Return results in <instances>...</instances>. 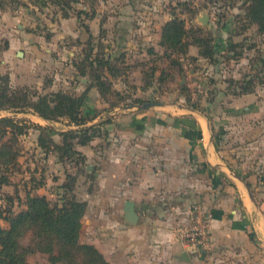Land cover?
<instances>
[{
	"label": "crops",
	"instance_id": "obj_1",
	"mask_svg": "<svg viewBox=\"0 0 264 264\" xmlns=\"http://www.w3.org/2000/svg\"><path fill=\"white\" fill-rule=\"evenodd\" d=\"M105 1L109 10L92 14L89 30L93 37L100 32L105 34L108 56L118 57L132 50L144 56V47L157 46L161 26L170 17L164 15L157 23L158 15L142 8L146 6L144 0ZM115 6L118 11H114ZM99 17H103L102 22ZM78 33H82L83 42L84 32L78 29ZM29 37L27 34L9 42L0 53L1 66L6 67L9 58L14 57L12 69H27L9 76L13 87L33 82L28 67L34 63V54L41 53L28 46ZM75 76L80 88L88 82L87 77L77 73ZM108 78L113 90L123 93L131 87L136 97L142 92L141 72L124 80ZM154 107L126 105L113 107L110 113L104 111L111 117L102 126L106 136L101 140L94 136L89 146L77 148L85 157L86 171L98 185L96 198L88 202L89 210L82 220V238L111 264H233V257L242 261L249 254L251 258L254 243L264 246V206L254 198L252 190L256 183L248 179L251 174L246 171L248 162L261 160L257 159L260 148L264 155V140H258V124L224 122L227 125L221 128L192 109L182 107L176 112L174 106L172 110ZM104 108L97 88L91 87L83 109L91 114ZM249 109L232 108L226 112L252 115L258 110ZM35 118L40 126L47 124ZM99 118L97 115L92 123L104 120ZM242 128H248L249 134L242 135L239 142L231 145L224 141L232 129H238L239 135ZM126 201L134 203L138 215L134 226L124 220ZM194 204L205 212L208 224L207 243L198 254L185 250L180 235L191 224ZM213 246L217 251L209 254ZM234 247L236 254H232Z\"/></svg>",
	"mask_w": 264,
	"mask_h": 264
},
{
	"label": "rangeland",
	"instance_id": "obj_2",
	"mask_svg": "<svg viewBox=\"0 0 264 264\" xmlns=\"http://www.w3.org/2000/svg\"><path fill=\"white\" fill-rule=\"evenodd\" d=\"M67 1L63 0V2ZM143 2L146 6L142 8L154 11L158 15L157 23L164 15L169 18L171 13L176 14L184 21L188 33L201 36L209 42L214 55L212 58L201 56L199 54L201 49L192 43L191 37L185 39L182 51L164 50L157 45L144 47V56H140L134 52L135 50L122 52L125 58L124 64L129 62L130 65L126 66L125 70L120 60L113 63L118 76L124 80L146 70L150 75L153 73L152 77L147 78L150 88L139 92L137 97L131 93V87L128 92H120L119 96L110 95L108 101L103 102L105 108L100 112L97 110L95 113L87 114L85 109L88 110V108L83 109L82 116L90 120L85 127H90L91 136H99L100 140L106 136L107 131L102 126L111 119L108 117L109 111L113 110L110 104L123 107L131 104L133 99L140 98L143 101L163 103V107H154L158 110H172L171 106H174L176 112L177 108L182 107L198 111L208 121L215 123L216 127L224 128L227 125L224 122L228 124L239 121L254 122L259 126L258 140L261 143L264 140V31L259 30L257 24L250 22L246 16L245 0H144ZM106 5L105 0L102 2L77 0V2H69L68 7L62 10V6L54 5L48 0H0V53L5 43L9 44L30 34L28 46L32 49L35 47L41 54L35 53L34 63L28 67L33 82L26 87L40 95L57 91H65L73 95L86 91L88 95L91 89V87L86 89L90 84L89 78L87 77L88 82L80 88L76 83V76L74 77L77 72L75 67L84 58L83 51L89 46L87 42H93L96 49L97 45L102 46L106 52L108 45L104 43L105 34L100 32L92 36L93 40L89 39L91 37L90 17L97 10L106 13L109 10L106 9ZM83 8H86V11L82 10ZM115 9L118 11L117 6L114 11ZM81 10L82 14L77 18ZM64 14H68V17L65 18ZM203 17L207 18L206 24H202ZM99 19L102 22L103 17ZM76 27L84 32L83 42H80L82 33H78ZM87 27L89 34L86 31ZM24 47L26 48L27 45ZM149 48H152L155 54H147ZM46 50L49 51L46 52ZM68 52H72V55ZM9 59L11 60L6 67L0 65V74L6 73L14 77L19 71L27 70L25 66H16L13 67L15 70L12 69L13 62L16 60L14 57ZM86 66L88 64L82 68ZM11 84L12 88H15L13 83ZM240 87L246 88L249 92L243 93L244 90ZM244 107L258 110L252 115H245L241 111L237 114L226 112L228 109ZM3 115L14 116L10 112H4L2 115L0 113V116ZM97 115L100 117L99 120L101 118L104 120L92 123ZM15 117L26 120L25 126L29 129L24 128V133L16 136V139H12L10 135L0 139V146L5 142L12 147V155L5 154L3 159L8 160L7 156L15 157L9 164L0 163V211L6 214L7 210H11L16 214L25 209L27 194L43 195L51 203L59 206L73 196L78 201L86 202L87 205L81 219L82 229V220L89 210L88 202L96 198L98 188L96 179L85 169L86 161L75 163L76 156H73L72 152L63 153L57 149L46 152L51 149L46 144L48 135L37 127L40 125L38 119L31 114H16ZM65 120L61 118L47 122L46 125L41 124V126H50L55 132L52 136L55 144L61 143L60 134L76 129L69 128ZM238 132V129H232L230 134L225 135L224 141L232 145L239 142L242 135L249 134L248 128L240 129L239 135ZM76 135L83 136L81 133ZM38 139L45 144L39 146ZM243 140H245L244 137ZM66 141L72 144L75 151L78 147L90 144L79 145L78 140L74 138H67ZM242 143L245 144L244 141ZM257 157L261 160H256L254 163L248 162L246 171L251 174L248 179L253 184L256 183V187L252 190L254 198L261 206H264L262 148ZM4 178L7 180L5 184L2 180ZM86 224L88 231L89 224L87 222ZM0 227L8 228L9 225L0 220ZM81 229L79 243L90 244L86 242V238H82ZM20 243L27 251V264H52L47 254L36 249L30 232L20 240ZM253 246L251 258L249 254L248 259H242V261L233 257L232 263L264 264V246L261 242L254 243ZM202 249L205 248H200L194 254H198ZM236 249L237 247L232 249V254H236ZM216 251L215 246L208 250L209 254Z\"/></svg>",
	"mask_w": 264,
	"mask_h": 264
},
{
	"label": "trees",
	"instance_id": "obj_3",
	"mask_svg": "<svg viewBox=\"0 0 264 264\" xmlns=\"http://www.w3.org/2000/svg\"><path fill=\"white\" fill-rule=\"evenodd\" d=\"M50 3L68 7L69 2H77V0H48ZM246 16L250 22L257 24L258 29L264 31V0H245ZM66 4V5H64ZM82 14V10L77 18ZM65 18L68 14L63 15ZM86 31L89 34L88 27ZM188 33L183 20L178 18L176 14L171 13L170 18L161 26L160 37L157 45L164 50L182 51L183 43L187 37L193 39V44H196L201 51V56L212 58L213 48L209 46V42L201 36ZM89 39H92L89 37ZM89 46L83 51V57L80 64L76 65L77 76L89 78L87 88L96 87L100 98L103 102L108 101L110 95L119 96L120 92L112 89V83L109 81V76L112 78L119 77L116 68L112 65L120 60L125 70V58L122 53L119 57H110L104 52L103 47L94 45L93 42L86 43ZM8 48V43L4 44L1 51ZM149 55L155 54L152 48L146 52ZM88 66L82 68V66ZM88 67V68H87ZM148 76L152 77L153 73L141 71L142 86L141 91L150 88ZM50 84V83H48ZM50 87V85H48ZM241 88V87H240ZM242 89V88H241ZM243 93H248L246 88ZM86 91L79 95H73L65 91L49 92L40 95L36 91H31L26 86L12 88L8 74L0 76V112H10L14 116H3L0 118V139H4L6 135H10L12 139L23 134V129L27 128L26 120L15 117L16 114H33L40 119L50 122L57 121L61 118L66 119V123L71 127H75L60 134L62 137L60 144H55L52 136L55 134L49 126L37 127L48 135L46 144L51 148L46 152L55 149L64 152H72L76 156L75 163H83L85 157L78 151L73 150L72 144L67 143V138L77 139V144L86 145L91 143L92 136L89 132L90 127L86 126L89 118L82 116L83 105L86 98ZM147 103H156L143 101L140 98L133 99L131 106H141ZM116 104H110V107H115ZM192 108V107H190ZM24 125V126H23ZM29 129V128H27ZM81 133L83 136L78 137L76 134ZM45 143L38 139V145ZM8 149L9 151H5ZM53 149V150H52ZM72 149V150H71ZM12 155V147L6 145L5 142L0 146V163L9 164L14 161L15 157L4 155ZM246 181V178H242ZM3 183L7 180L2 179ZM248 187L251 184L247 182ZM86 202L78 201L73 196L67 198L63 204L56 205L51 203L43 195L27 194L25 200V209L18 213H13L7 210L6 214L0 211V220L8 223V228L0 227V264H27L26 249L21 246L20 240L29 232L33 235L35 247L38 251L48 255L49 261L52 264H111L109 263L98 249L90 244H80L79 235L81 229V219L86 210ZM263 209V208H262ZM264 214V212H263ZM250 238L253 237L250 235Z\"/></svg>",
	"mask_w": 264,
	"mask_h": 264
},
{
	"label": "built area",
	"instance_id": "obj_4",
	"mask_svg": "<svg viewBox=\"0 0 264 264\" xmlns=\"http://www.w3.org/2000/svg\"><path fill=\"white\" fill-rule=\"evenodd\" d=\"M191 222L188 227L183 228L180 235L185 250L196 253L206 246L208 230L207 215L197 205L193 208Z\"/></svg>",
	"mask_w": 264,
	"mask_h": 264
},
{
	"label": "water",
	"instance_id": "obj_5",
	"mask_svg": "<svg viewBox=\"0 0 264 264\" xmlns=\"http://www.w3.org/2000/svg\"><path fill=\"white\" fill-rule=\"evenodd\" d=\"M206 19H207L206 17L202 18V20H201L202 24H206V22H207ZM149 106H164V104L163 103H147V104H143L139 107L146 108ZM124 220H125L126 224L131 225V226L136 225V223L138 221V215L136 213L134 203L131 201H126L124 204ZM186 255L187 254L184 253L185 257H186Z\"/></svg>",
	"mask_w": 264,
	"mask_h": 264
}]
</instances>
